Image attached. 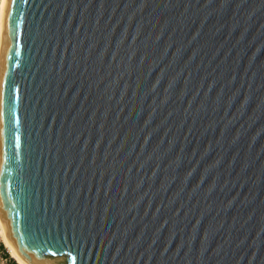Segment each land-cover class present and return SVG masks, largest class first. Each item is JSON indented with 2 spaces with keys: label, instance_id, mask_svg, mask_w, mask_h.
<instances>
[{
  "label": "water",
  "instance_id": "1",
  "mask_svg": "<svg viewBox=\"0 0 264 264\" xmlns=\"http://www.w3.org/2000/svg\"><path fill=\"white\" fill-rule=\"evenodd\" d=\"M15 81L17 241L73 236L82 264H264L261 0H29ZM0 120V162L11 142ZM18 174V178H17ZM15 219L16 227H11ZM27 239V238H26Z\"/></svg>",
  "mask_w": 264,
  "mask_h": 264
},
{
  "label": "snow or ice",
  "instance_id": "2",
  "mask_svg": "<svg viewBox=\"0 0 264 264\" xmlns=\"http://www.w3.org/2000/svg\"><path fill=\"white\" fill-rule=\"evenodd\" d=\"M28 2L29 0H0V5L3 6L2 12L4 13L8 33L13 44L10 51L14 54L19 36L18 29L22 21L20 9ZM261 5L264 7V0H261ZM5 84L7 85L6 92L3 90L4 86L0 85V120L6 121L3 135L11 142L12 152L9 154L5 151L2 162H0V204L10 207L13 212V217H15V201L6 200L5 198L10 195V188L14 179L9 173L13 169L19 170L20 168L16 152V149L19 147V137L17 136L15 127V102L17 99L15 92L18 89L15 87V81L11 77H8ZM11 227L15 229V219H13ZM17 241L20 244L23 255L29 260L32 258L31 253L33 250H39L41 256L50 259L63 257L64 259L61 264H82L85 259L83 253L77 249L73 236H55L49 235L48 233L41 235L39 232H32L28 225L27 213L25 214L24 230L17 233Z\"/></svg>",
  "mask_w": 264,
  "mask_h": 264
},
{
  "label": "bare ground",
  "instance_id": "3",
  "mask_svg": "<svg viewBox=\"0 0 264 264\" xmlns=\"http://www.w3.org/2000/svg\"><path fill=\"white\" fill-rule=\"evenodd\" d=\"M3 6L0 5V45H1V35H2V24H3V15L2 12ZM0 237L4 245L6 246L7 250L10 252V255L17 261L18 264H25L15 253L2 224L1 218H0Z\"/></svg>",
  "mask_w": 264,
  "mask_h": 264
},
{
  "label": "rangeland",
  "instance_id": "4",
  "mask_svg": "<svg viewBox=\"0 0 264 264\" xmlns=\"http://www.w3.org/2000/svg\"><path fill=\"white\" fill-rule=\"evenodd\" d=\"M0 241L2 242L1 240V237H0ZM3 243V242H2ZM3 246L5 248V250H3L1 247H0V264H12V261H11V258H13L11 255H10V252L7 250L6 246L4 245L3 243ZM4 251H8V254L9 256H6ZM14 259V258H13ZM15 260V259H14ZM16 261V260H15ZM17 263V261H16ZM18 264V263H17Z\"/></svg>",
  "mask_w": 264,
  "mask_h": 264
},
{
  "label": "trees",
  "instance_id": "5",
  "mask_svg": "<svg viewBox=\"0 0 264 264\" xmlns=\"http://www.w3.org/2000/svg\"><path fill=\"white\" fill-rule=\"evenodd\" d=\"M0 247H1L3 250H5V248H4V246H3V243H2L1 241H0ZM4 253H5L6 256H9L8 251H4ZM11 261H12V264H17L16 261H15L13 258H11Z\"/></svg>",
  "mask_w": 264,
  "mask_h": 264
}]
</instances>
